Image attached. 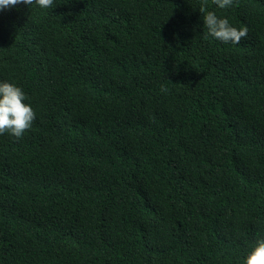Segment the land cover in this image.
I'll use <instances>...</instances> for the list:
<instances>
[{
	"label": "trees",
	"instance_id": "1",
	"mask_svg": "<svg viewBox=\"0 0 264 264\" xmlns=\"http://www.w3.org/2000/svg\"><path fill=\"white\" fill-rule=\"evenodd\" d=\"M54 0L0 10V264H243L264 238V0ZM168 89L161 91V86Z\"/></svg>",
	"mask_w": 264,
	"mask_h": 264
},
{
	"label": "clouds",
	"instance_id": "2",
	"mask_svg": "<svg viewBox=\"0 0 264 264\" xmlns=\"http://www.w3.org/2000/svg\"><path fill=\"white\" fill-rule=\"evenodd\" d=\"M220 9L233 5V0H212ZM19 4L36 5L40 9L53 8L54 0H0V10L12 8ZM199 11L203 14L204 28L208 34L223 43L239 44L247 37L248 28H237L227 18L217 16L208 10V0H201ZM162 92L168 89L161 86ZM28 97L16 83L0 81V135L5 133L17 139L29 131L36 119L35 109L28 103ZM243 264H264V238L257 239L254 246L243 260Z\"/></svg>",
	"mask_w": 264,
	"mask_h": 264
}]
</instances>
